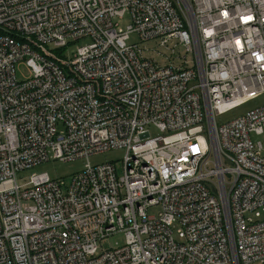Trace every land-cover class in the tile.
Instances as JSON below:
<instances>
[{"label": "built area", "instance_id": "obj_1", "mask_svg": "<svg viewBox=\"0 0 264 264\" xmlns=\"http://www.w3.org/2000/svg\"><path fill=\"white\" fill-rule=\"evenodd\" d=\"M263 93L264 0H0V264H264Z\"/></svg>", "mask_w": 264, "mask_h": 264}, {"label": "rangeland", "instance_id": "obj_2", "mask_svg": "<svg viewBox=\"0 0 264 264\" xmlns=\"http://www.w3.org/2000/svg\"><path fill=\"white\" fill-rule=\"evenodd\" d=\"M116 22L119 23V26L121 28H127L129 24L132 23V18L130 15H125V17L121 19H117ZM89 39H82L78 41L75 45H70L68 50H66V55L71 56V54L75 51L76 45H81L89 42ZM129 44L138 43L141 48L145 49V56L149 58H154L157 56V53L150 50L152 48H156L158 51H167L165 47L159 46L160 41L159 40H151L148 42H142L141 38L138 33H131L130 38L128 40ZM178 52L181 54L184 53L182 48L178 49ZM161 62H165V60L160 59ZM17 74L19 79H25L29 77L31 74L29 71V68L27 64L20 63L17 65ZM264 105V93L260 94L252 99H248L244 101L243 104H241L239 107L229 111V112H222L217 116V122L218 124L226 123L238 116H241L245 114L246 112L261 107ZM152 135H157L159 132L151 128ZM255 140H262L264 141L263 136H253ZM125 149H113L110 151H106L103 153L95 154L89 157V159H78L74 161H68V162H62L59 160H50L45 163H42L38 165L35 168H32L30 170H27L25 172H21L18 176L19 182L24 183L26 182L29 177L35 173H48L52 178H58L65 180L67 183H70L73 179V176L75 173L79 170H81L85 163L88 162V160L93 164H100V163H106V162H113L116 166L119 172L123 169V158L125 155ZM158 209H155L151 211V213H157ZM125 242V236L123 233H117L113 236H110L106 239H104L99 244V250L102 249H111L115 248L119 245L124 244Z\"/></svg>", "mask_w": 264, "mask_h": 264}]
</instances>
